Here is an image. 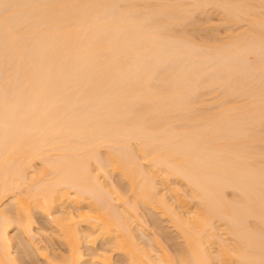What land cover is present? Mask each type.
Wrapping results in <instances>:
<instances>
[{"label":"bare ground","instance_id":"obj_1","mask_svg":"<svg viewBox=\"0 0 264 264\" xmlns=\"http://www.w3.org/2000/svg\"><path fill=\"white\" fill-rule=\"evenodd\" d=\"M31 248L264 264V0H0V264Z\"/></svg>","mask_w":264,"mask_h":264},{"label":"rangeland","instance_id":"obj_2","mask_svg":"<svg viewBox=\"0 0 264 264\" xmlns=\"http://www.w3.org/2000/svg\"><path fill=\"white\" fill-rule=\"evenodd\" d=\"M199 17V18H198ZM197 18H198V20H199V22L201 21V19H202V17L201 16H198ZM201 17V18H200ZM215 17V18H214ZM204 18V17H203ZM210 18L212 19V21H214V22H216L218 19V17L216 18V15L214 16V15H211L210 16ZM205 19V18H204ZM202 20V22H204L205 20ZM216 20V21H215ZM202 24V23H201ZM202 35L204 34V32H202L201 33ZM115 181V180H114ZM116 181H117V179H116ZM123 184H125V183H123ZM8 204V203H7ZM8 206V205H7ZM5 207H6V205H5ZM141 212H142V214H143V219H144V223H145V225H144V227H145V229H146V233H149V234H153V232H154V234L153 235H155V233L156 234H158V237H161L160 238V241L162 240L163 241V246L164 247H166V248H168L169 249V251L171 250L172 252H174V250H175V248L179 245V244H181V242L182 241H180L181 239H175V240H173V241H175V242H172L171 240V242L169 241H167V238H166V240H165V236H166V234H164L163 232V235H164V237H163V235L161 236L160 235V233L159 232H161L158 228H157V230H156V228H154V227H156V225H155V222L153 221V220H155L154 218H153V214L150 212V211H148V210H145V209H142L141 210ZM37 216V217H36ZM35 217L37 218L36 220H37V222H39V224H42V225H44V226H48V224H47V221L45 222V219H41V215L40 216H38V215H36ZM158 217V216H157ZM162 221V220H161ZM164 223V224H163ZM154 224V225H153ZM162 225H164V227L165 228H169V229H167L168 231H171V232H173V235H176V233H175V230L173 229V228H170L171 227V225H169L166 221H162ZM149 226V227H148ZM154 226V227H153ZM49 230V229H48ZM148 230V231H147ZM52 231H47V233L45 234V235H47V236H49V238H52L51 239V241H53L52 242V245L54 244L55 245V247L56 248H59V247H61V244L59 243V241L56 239V236H55V234H53V233H51ZM170 232V233H171ZM18 233H19V231H18ZM18 233H16V234H18ZM161 233V234H162ZM22 233L20 232V235L19 236H22L21 235ZM160 235V236H159ZM176 237H177V235H176ZM23 238H24V236H23ZM43 238V237H42ZM18 240H20V239H18ZM17 240V241H18ZM43 240L44 241H46L45 240V237L43 238ZM49 243L51 244V242L49 241ZM47 241L45 242V244L47 245V247L50 245ZM59 243V244H58ZM177 243H179V244H177ZM177 244V245H176ZM176 245V246H175ZM175 247V248H174ZM33 249H35V247H32ZM30 249L32 252H34V250L33 249ZM64 249H65V247H64ZM35 251H36V249H35ZM34 254H35V252H34ZM36 255V256H35ZM34 255V260H32L33 261V263H32V261H30L32 264H48V262L47 261H45L44 259H42V258H40L38 255H37V253ZM116 259V258H115ZM39 261V262H38ZM30 263V264H31Z\"/></svg>","mask_w":264,"mask_h":264}]
</instances>
